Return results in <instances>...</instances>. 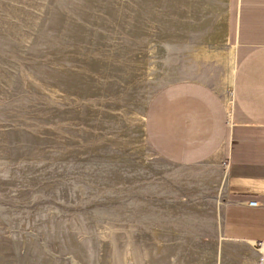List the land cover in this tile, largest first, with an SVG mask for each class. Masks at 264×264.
<instances>
[{"label":"rangeland","instance_id":"1","mask_svg":"<svg viewBox=\"0 0 264 264\" xmlns=\"http://www.w3.org/2000/svg\"><path fill=\"white\" fill-rule=\"evenodd\" d=\"M230 5L0 0V264H259L221 236L224 161L172 162L147 131L179 80L233 104Z\"/></svg>","mask_w":264,"mask_h":264},{"label":"crops","instance_id":"2","mask_svg":"<svg viewBox=\"0 0 264 264\" xmlns=\"http://www.w3.org/2000/svg\"><path fill=\"white\" fill-rule=\"evenodd\" d=\"M230 16L233 104L203 81L179 80L154 98L147 131L172 162L224 161L221 236L254 243L264 241V0H231Z\"/></svg>","mask_w":264,"mask_h":264},{"label":"built area","instance_id":"3","mask_svg":"<svg viewBox=\"0 0 264 264\" xmlns=\"http://www.w3.org/2000/svg\"><path fill=\"white\" fill-rule=\"evenodd\" d=\"M249 202H250L251 204H256V203H257L256 200H250ZM254 244H255L256 246H259V247H257L258 250H259L258 263H259V264H264V252L260 250L261 247L264 246V241L254 242Z\"/></svg>","mask_w":264,"mask_h":264},{"label":"bare ground","instance_id":"4","mask_svg":"<svg viewBox=\"0 0 264 264\" xmlns=\"http://www.w3.org/2000/svg\"><path fill=\"white\" fill-rule=\"evenodd\" d=\"M261 248H263V249H262V251L264 252V246H263V247H261Z\"/></svg>","mask_w":264,"mask_h":264}]
</instances>
